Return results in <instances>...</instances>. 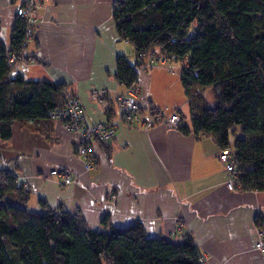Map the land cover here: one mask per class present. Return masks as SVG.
I'll return each instance as SVG.
<instances>
[{
  "label": "crops",
  "instance_id": "0c3cea01",
  "mask_svg": "<svg viewBox=\"0 0 264 264\" xmlns=\"http://www.w3.org/2000/svg\"><path fill=\"white\" fill-rule=\"evenodd\" d=\"M24 0H0V35L8 43ZM115 0H47L36 9L37 23L26 56L15 68L26 78L65 84L91 123L114 114L109 100L126 87L116 79V59L136 61L122 38ZM4 34V36H2ZM180 62L168 59L139 79L140 102L166 112L191 114ZM101 91L99 102L91 90ZM188 106V107H187ZM81 136L58 121L15 123L9 140L0 139V171L14 173L30 190L29 207L39 200L51 208L80 211L90 227L104 218L117 227L139 222L150 237L180 242L190 236L204 264H264L254 249L255 228H264V191L227 187L218 160L221 147L211 136L157 125L145 132L121 125L106 144L95 147L86 170L76 154ZM70 176L72 182H63ZM258 222V223H257Z\"/></svg>",
  "mask_w": 264,
  "mask_h": 264
},
{
  "label": "trees",
  "instance_id": "16d2710c",
  "mask_svg": "<svg viewBox=\"0 0 264 264\" xmlns=\"http://www.w3.org/2000/svg\"><path fill=\"white\" fill-rule=\"evenodd\" d=\"M113 13L136 60L146 52L181 63L192 118L190 128L182 123L179 130L230 148L235 186L264 191V0H115ZM25 39L20 17L8 43L0 35L3 141L16 122L52 120L50 112L64 104L65 84L13 72L8 55L20 56ZM135 64L117 56L115 76L124 87L136 81ZM204 90H210L212 104L203 102L199 110L193 93L200 98ZM30 196L14 173L0 171V264H204L187 234L173 242L148 236L139 222L117 227L107 218L95 229L78 210L51 208L43 200L40 209L29 207Z\"/></svg>",
  "mask_w": 264,
  "mask_h": 264
},
{
  "label": "built area",
  "instance_id": "2783aa9c",
  "mask_svg": "<svg viewBox=\"0 0 264 264\" xmlns=\"http://www.w3.org/2000/svg\"><path fill=\"white\" fill-rule=\"evenodd\" d=\"M47 0H24L20 6L16 8V16L24 20L26 24L27 43L33 35L34 27L37 23L36 9L43 5ZM26 56L25 50L18 56L15 53L8 55V61L16 66L24 60ZM167 59L150 55L146 52H140L137 55L136 64L134 65L137 73L136 81L126 87L122 93H117L109 100L114 106V114L107 120L91 123L81 106L79 100L74 96L72 91L67 87L63 90L64 104L60 108L53 109L50 112L52 120L58 121L61 127L67 131L77 132L81 136V141L76 149V154L84 161L86 170L92 168L95 157V147L101 143H108L116 134L118 128L123 125L126 127H134L142 131H149L157 125H163L169 129L177 130L182 125L181 109L176 108L169 112L159 108H145L140 102L141 87L139 79L143 72L156 64L165 63ZM91 95L99 102H107L101 91L91 90ZM104 97V98H103ZM192 96L188 97L187 102ZM218 160L228 173L227 187L235 189L236 162L231 149L221 148L218 154ZM63 182L69 184L72 182L70 176H65ZM257 239L254 243V249L264 259V228H255ZM201 261L204 258L201 256Z\"/></svg>",
  "mask_w": 264,
  "mask_h": 264
},
{
  "label": "rangeland",
  "instance_id": "374dc122",
  "mask_svg": "<svg viewBox=\"0 0 264 264\" xmlns=\"http://www.w3.org/2000/svg\"><path fill=\"white\" fill-rule=\"evenodd\" d=\"M2 36H4V34H2ZM13 72H16V68H14V70H13ZM195 90V89H194ZM194 94V100H195V98H197V100H196V102L198 103V109L199 110H201V108H202V104H203V102H208L209 103V105H211L212 104V95H211V93H210V90H204V92H202L201 93V96L202 97H200L199 98V95H198V93L197 92H194L193 93ZM202 100V101H201ZM188 107V106H187ZM187 116V120H186V122L189 124L190 122H191V118H192V115L191 114H187L186 115ZM240 133H239V131L237 132V135H239ZM234 138H235V136H233V135H230L229 136V141H230V143L232 144L233 143V141H234ZM29 205V204H28Z\"/></svg>",
  "mask_w": 264,
  "mask_h": 264
}]
</instances>
